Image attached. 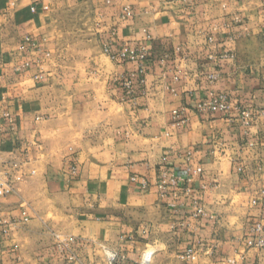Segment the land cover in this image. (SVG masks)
<instances>
[{
	"label": "crops",
	"instance_id": "0c3cea01",
	"mask_svg": "<svg viewBox=\"0 0 264 264\" xmlns=\"http://www.w3.org/2000/svg\"><path fill=\"white\" fill-rule=\"evenodd\" d=\"M123 46L148 51L142 72L104 52ZM221 93L227 110L195 109ZM258 110L264 0H0V161L26 174L0 197V264H264L245 243L264 222ZM196 167L189 192L158 189Z\"/></svg>",
	"mask_w": 264,
	"mask_h": 264
},
{
	"label": "built area",
	"instance_id": "2783aa9c",
	"mask_svg": "<svg viewBox=\"0 0 264 264\" xmlns=\"http://www.w3.org/2000/svg\"><path fill=\"white\" fill-rule=\"evenodd\" d=\"M35 8L31 7L33 11ZM133 11L129 6H125L122 9V18L131 17ZM27 41H30V38H26ZM32 45L36 46L35 42H32ZM104 52L107 53L113 61H130L138 62L140 65V71L143 70V65L147 62L148 51L144 48H129L128 46H123L119 48L116 52L110 51L109 47L104 48ZM26 66L29 64L26 63ZM38 79V76H35ZM143 79H140L142 82ZM127 88H130V80L126 83ZM195 109L198 111L206 112H223L228 109V99L224 94L213 95L210 94L206 99L200 100L195 103ZM242 116L247 119L253 117V114L242 111ZM256 114H264V110H258ZM172 118L175 121H184L186 119L184 110H173ZM192 174L188 172H181L179 170H164L158 180V189L162 192H165L169 186H174L176 188H181L186 192L190 190V182L192 177L199 174L202 171L201 167L193 168ZM26 177V174L21 171V163L13 160H1L0 161V197H6L14 192L15 186L21 182ZM203 213L202 207L198 206L195 212V215ZM29 216L24 214L23 220H28ZM245 243L250 248L263 249L264 248V222H255L248 227L247 235L245 236ZM185 256L187 258H194V250L188 249ZM152 254L146 252L143 255V258L140 264H150Z\"/></svg>",
	"mask_w": 264,
	"mask_h": 264
},
{
	"label": "rangeland",
	"instance_id": "374dc122",
	"mask_svg": "<svg viewBox=\"0 0 264 264\" xmlns=\"http://www.w3.org/2000/svg\"><path fill=\"white\" fill-rule=\"evenodd\" d=\"M97 33V32H96Z\"/></svg>",
	"mask_w": 264,
	"mask_h": 264
}]
</instances>
